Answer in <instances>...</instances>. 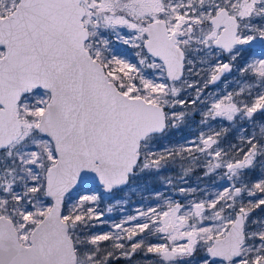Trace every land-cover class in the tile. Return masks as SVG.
Returning <instances> with one entry per match:
<instances>
[{
	"label": "snow or ice",
	"instance_id": "obj_1",
	"mask_svg": "<svg viewBox=\"0 0 264 264\" xmlns=\"http://www.w3.org/2000/svg\"><path fill=\"white\" fill-rule=\"evenodd\" d=\"M0 264H264V0H0Z\"/></svg>",
	"mask_w": 264,
	"mask_h": 264
},
{
	"label": "rangeland",
	"instance_id": "obj_2",
	"mask_svg": "<svg viewBox=\"0 0 264 264\" xmlns=\"http://www.w3.org/2000/svg\"><path fill=\"white\" fill-rule=\"evenodd\" d=\"M132 200L138 202L139 197L138 196H133ZM134 206H135L134 204H130V209L132 210L134 208ZM116 216L118 218L119 217V213H116Z\"/></svg>",
	"mask_w": 264,
	"mask_h": 264
},
{
	"label": "trees",
	"instance_id": "obj_3",
	"mask_svg": "<svg viewBox=\"0 0 264 264\" xmlns=\"http://www.w3.org/2000/svg\"><path fill=\"white\" fill-rule=\"evenodd\" d=\"M128 207H129V210H131V209H130V204H129V206H128Z\"/></svg>",
	"mask_w": 264,
	"mask_h": 264
}]
</instances>
